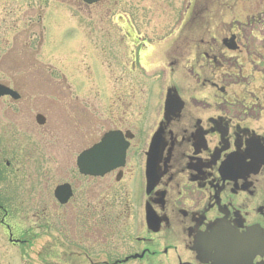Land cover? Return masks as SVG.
Wrapping results in <instances>:
<instances>
[{"label":"flooded vegetation","instance_id":"flooded-vegetation-1","mask_svg":"<svg viewBox=\"0 0 264 264\" xmlns=\"http://www.w3.org/2000/svg\"><path fill=\"white\" fill-rule=\"evenodd\" d=\"M72 4L105 20L131 11L113 20L121 36L92 43L101 61L118 51L122 68L114 84L76 85L56 56L34 57L43 42L28 54L24 30L0 38L11 246L52 237L51 264H264V0ZM111 133L128 144L124 164L82 171L80 156Z\"/></svg>","mask_w":264,"mask_h":264},{"label":"rangeland","instance_id":"rangeland-1","mask_svg":"<svg viewBox=\"0 0 264 264\" xmlns=\"http://www.w3.org/2000/svg\"><path fill=\"white\" fill-rule=\"evenodd\" d=\"M72 2L73 0H0V11L3 10V5L8 4L12 10L10 23L3 24L0 19V38L4 36L11 38L14 35L18 37V31L24 30L23 36L27 44H29L27 45L28 54H35L38 44L43 42L42 50L39 53L37 52L38 54L34 57L50 64V60L55 59L56 56L59 61L58 68L70 71L69 74L76 85H101L106 75L108 79L112 78L111 73L114 76L116 71L122 68V65L118 59V51L114 49H107L103 57L105 60L103 61L100 60L99 56H94L92 43H99L105 37V40H108L109 37L121 36L123 32H119L121 30L116 28L117 25L113 23V20L118 14H122L125 19H130L131 11L113 12L105 20L103 19V12L94 9L89 12L80 10L73 7ZM127 30L125 29V31ZM76 38L80 39L79 42L81 44L74 45L72 43V39L75 40ZM23 41L22 37L18 38L17 46H19L18 43L21 44ZM89 43L91 44V49L88 51ZM129 47L133 48L132 45H128ZM58 48L63 51V55L66 53V56L57 54ZM49 49H53V51ZM55 49H57V53ZM47 52L51 53V55H46ZM146 60H148V63L150 62L149 56H147ZM87 68L91 69L88 71ZM149 68L152 69L151 67ZM127 76H129L128 73L125 74V78ZM57 79L59 80L60 78ZM113 79L111 80L114 84ZM110 81L109 84L112 85ZM159 93L154 96L153 100L157 101L159 99ZM77 94L80 97L84 95L82 92ZM146 96L147 94L143 96V99ZM140 97H142L141 94ZM26 238L29 239L27 247L22 249L14 248L0 228V264H51L50 261L54 257L53 255L56 253L60 255L59 249H56L55 253L50 247L47 249L42 247V244H47V242L51 244L52 237L38 238L37 240L32 236Z\"/></svg>","mask_w":264,"mask_h":264},{"label":"water","instance_id":"water-1","mask_svg":"<svg viewBox=\"0 0 264 264\" xmlns=\"http://www.w3.org/2000/svg\"><path fill=\"white\" fill-rule=\"evenodd\" d=\"M88 4L96 3L98 0H84ZM12 94V91L0 87V96ZM169 102V98H168ZM168 104V103H167ZM127 144L120 135L110 134L103 139L101 144L95 146L92 150L85 152L79 158L78 164L82 171L92 174L99 173L98 167H106L102 172H108L113 167L123 165ZM99 160H101L99 162ZM91 161V162H90ZM95 165L96 170L88 172V164Z\"/></svg>","mask_w":264,"mask_h":264}]
</instances>
